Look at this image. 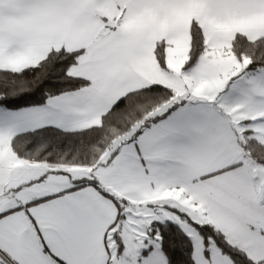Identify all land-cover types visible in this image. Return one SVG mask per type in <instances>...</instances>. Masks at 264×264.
Returning a JSON list of instances; mask_svg holds the SVG:
<instances>
[{
  "label": "snow or ice",
  "instance_id": "1",
  "mask_svg": "<svg viewBox=\"0 0 264 264\" xmlns=\"http://www.w3.org/2000/svg\"><path fill=\"white\" fill-rule=\"evenodd\" d=\"M0 264H264V0H0Z\"/></svg>",
  "mask_w": 264,
  "mask_h": 264
}]
</instances>
